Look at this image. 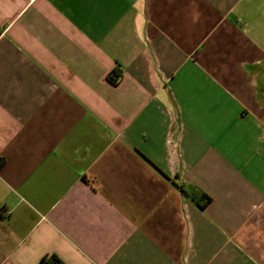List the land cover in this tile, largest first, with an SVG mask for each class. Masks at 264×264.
<instances>
[{
	"label": "crops",
	"instance_id": "1",
	"mask_svg": "<svg viewBox=\"0 0 264 264\" xmlns=\"http://www.w3.org/2000/svg\"><path fill=\"white\" fill-rule=\"evenodd\" d=\"M0 157V264H264V0H0Z\"/></svg>",
	"mask_w": 264,
	"mask_h": 264
},
{
	"label": "trees",
	"instance_id": "2",
	"mask_svg": "<svg viewBox=\"0 0 264 264\" xmlns=\"http://www.w3.org/2000/svg\"><path fill=\"white\" fill-rule=\"evenodd\" d=\"M119 71L114 72V77L119 76ZM112 77V75H111ZM110 78V76H109ZM112 80V78H111ZM4 159L0 157V167L3 165ZM177 187L188 197H190L193 201H195L201 208H204L209 202L210 198L205 195L204 192L200 191L196 188L185 189L182 185L177 184ZM38 264H63L62 261L55 255H51L49 257H45L39 261Z\"/></svg>",
	"mask_w": 264,
	"mask_h": 264
}]
</instances>
